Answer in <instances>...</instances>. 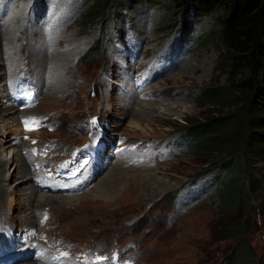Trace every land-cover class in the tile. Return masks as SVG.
I'll list each match as a JSON object with an SVG mask.
<instances>
[{
  "label": "rangeland",
  "instance_id": "1",
  "mask_svg": "<svg viewBox=\"0 0 264 264\" xmlns=\"http://www.w3.org/2000/svg\"><path fill=\"white\" fill-rule=\"evenodd\" d=\"M99 1L0 0V156L8 155L0 173V229L16 233L21 250L36 233L34 245L41 240L49 254L65 251L71 262L117 252L133 264H226L243 241L252 264H264V175L261 194L247 206L242 194L241 208L233 210L229 196L220 203L226 183L247 180L248 165L264 172V157L204 155L179 142L187 121L246 110L245 93L221 64L215 40L221 12L184 11L171 0H115L87 17ZM38 46L46 52H34ZM57 54H65V67L55 64ZM9 85L27 88L32 103L3 116ZM206 87L224 88L232 100L211 107L199 99ZM98 141L105 145L101 161L117 167H104L89 182L90 163L77 164ZM12 153L21 159L15 175ZM55 161L76 164L73 177L51 176L78 179L82 190H41L43 170ZM114 167L116 181L104 183ZM133 178L145 187L132 191ZM46 198L53 202L43 204ZM231 227L246 231L230 236Z\"/></svg>",
  "mask_w": 264,
  "mask_h": 264
},
{
  "label": "trees",
  "instance_id": "2",
  "mask_svg": "<svg viewBox=\"0 0 264 264\" xmlns=\"http://www.w3.org/2000/svg\"><path fill=\"white\" fill-rule=\"evenodd\" d=\"M113 1L115 0H100L86 16L95 17L106 4ZM171 2L174 7L184 11L195 9L206 15L221 12L216 18L215 32L216 43L223 48L221 64L230 84L245 93L246 107L243 115L237 113L196 123L187 121L188 126L179 134V142L195 147L204 155L220 153L237 159V154L243 152L247 159H261L264 157V134L261 131L264 129V0ZM199 99L211 107H219L232 100L226 89L217 87H206L200 93ZM228 164L229 162L225 163L226 166ZM261 175H264L263 171L248 165L247 180L239 187L234 184L227 186L226 183L220 190V203L223 200L224 204L229 196L233 210L241 208L238 197L242 194L245 198L244 205L247 206V200L251 196L260 195L262 192ZM245 231L246 229L240 227H231L228 229V235H241ZM226 264H252L243 241L239 242L234 253L227 257Z\"/></svg>",
  "mask_w": 264,
  "mask_h": 264
},
{
  "label": "bare ground",
  "instance_id": "3",
  "mask_svg": "<svg viewBox=\"0 0 264 264\" xmlns=\"http://www.w3.org/2000/svg\"><path fill=\"white\" fill-rule=\"evenodd\" d=\"M7 44H6V46L9 44V42H6ZM39 43H42L41 42V40H40V42ZM39 48H37V49H35L34 50V52H37V53H40L41 52V54H43V53H45L46 51H44L43 50V52L40 50L41 49V46H38ZM10 51V50H9ZM63 55H65V54H63ZM63 55L62 54H57V56L56 57H58L57 59H56V57H54L55 59H56V62H55V64L56 65H59L61 68H63V67H65V65L66 64H63L65 61H66V59L65 58H63ZM66 57V56H65ZM9 58V57H8ZM10 60H12V59H10ZM37 61H38V59H36ZM37 61H34V65L37 63ZM44 63L45 61L44 60H41V63ZM7 66H10V65H8L7 64ZM67 67H68V64H67ZM31 75V74H30ZM28 79H31V78H28ZM29 81H31V80H29ZM40 82V81H39ZM39 82H35V83H33V86H35V87H37L39 90L40 89H42L43 87L41 86V85H39ZM17 84V83H16ZM4 86V85H3ZM17 91V90H16ZM132 91H134L135 92V90H132ZM134 92H132V94L130 95V96H128V103H129V105H132V102H133V100H134V97H136V94H134ZM25 95H27V94H25ZM145 95V94H144ZM6 96H7V94H6ZM9 96V95H8ZM49 98V97H48ZM32 101V100H31ZM7 104L3 107L6 111H8V112H5V113H3L4 115L3 116H5V115H10V114H16L17 112H20V113H22L23 111H26V109H18L17 107H20L19 106V104H17V102H15V100L14 99H12V97L10 96V99H7ZM139 108H141V107H139ZM9 112H11V113H9ZM18 124L20 125V123H19V121H18ZM21 136H17V138H20ZM14 153H12V155H13ZM37 154H39V153H37ZM37 156V155H36ZM40 156V155H39ZM89 158H90V160H91V162L92 163H94L95 162V158H94V156L90 153V155H87ZM6 157H8V155L7 156H5V158ZM42 157V156H41ZM5 158H2L1 156H0V173L5 169V166H6V164H5V161H4V159ZM27 158H29V155H27ZM99 158H100V161H101V159H102V157L100 156V154H99ZM31 159H33V158H31V156H30V158H29V162H30V160ZM6 160V159H5ZM8 160V159H7ZM20 160L21 159H15V155H13L12 157H11V160H10V163H12V164H14V166H16V168H15V170H13V175H15V173H16V169L20 166ZM24 160V159H23ZM26 161V160H25ZM33 161H34V159H33ZM90 162V163H91ZM22 163V162H21ZM116 162H114L113 164H107V163H103L102 161L98 164H94L93 166H91V164L89 165V168H88V170H90L91 172H92V177L89 179V182H91L92 180H94V178L96 177V175L99 173V172H101V170H103V168L104 167H106V169H107V171L115 164ZM39 166H43V162H41L40 163V165ZM115 167H117L116 165H114ZM38 167V166H37ZM115 167L113 168V171L110 173H108L103 179H102V181H104V183L105 182H107V181H116V179H115V177H113V176H116L117 175V170L115 169ZM123 168V167H122ZM43 169V168H42ZM115 169V170H114ZM120 170V169H119ZM146 170V169H145ZM36 171V170H35ZM106 171V172H107ZM155 171V170H154ZM31 172V171H30ZM41 172V171H40ZM106 172H105V174H106ZM115 172V173H114ZM135 172V171H134ZM138 172V171H137ZM29 173V172H28ZM27 174V173H26ZM104 174V175H105ZM25 176V175H24ZM103 176V175H102ZM102 176H101V178H102ZM10 177V176H9ZM100 178V179H101ZM118 179H120V178H122V177H117ZM41 179V178H40ZM99 179V180H100ZM130 179V178H129ZM42 180V179H41ZM41 180H38V182L37 183H40V182H42ZM78 179H76L75 181H73V182H64V181H60V180H57L56 178H54L53 176H50V177H48V179H45V183H44V185L42 186V189L41 190H43V191H45V192H51L52 194L53 193H56V192H59V191H62L61 193H68V192H75V191H80V190H82L81 188H80V186H79V184H78V181H77ZM99 180L97 181V182H95V185L93 186V187H95L97 184L96 183H98L99 182ZM44 182V181H43ZM151 182V181H150ZM43 184V183H42ZM70 184H73V185H75V189H73V188H69L70 186ZM33 185V184H32ZM85 185H88V183H86ZM116 185V184H115ZM64 186V187H63ZM92 187V188H93ZM130 188H131V190L133 191V189H135V188H144L145 187V183H143L142 182V185H140L138 182H137V180L135 179V178H133V179H131L130 180V186H129ZM90 188V187H89ZM34 189H35V187H34ZM88 189V188H87ZM91 190V189H90ZM130 190V191H131ZM6 191V190H5ZM129 191V190H128ZM130 191H129V193H127V192H125V194H126V196L128 197V196H130L131 194H130ZM5 192L3 191V194H4ZM2 194V193H1ZM3 194H2V196H3ZM110 194V193H109ZM136 194V193H135ZM33 195V194H32ZM1 196V197H2ZM133 197V196H132ZM142 198V197H141ZM53 202V199H49V198H46V199H43L42 200V203L43 204H48V203H52ZM136 202V201H135ZM112 204V203H111ZM47 210V209H46ZM29 214H31V212L29 213ZM8 216H11L12 217V215H8ZM48 217V216H47ZM55 218V217H54ZM37 219H38V217H37ZM36 218H35V220H37ZM34 220V221H35ZM48 222V221H47ZM47 222H45V224L47 223ZM45 224H42L41 225V228L42 227H44V225ZM47 225V224H46ZM3 229H0V258H3V257H5V256H10V255H12V254H14V255H16V258H19L18 260H16L15 261V263L14 264H31L32 262V264H53L54 262H53V260H52V258H53V254L52 255H50L49 254V251L48 250H46V249H44L45 248V246H44V244H41V240H39V245H34V243L37 241L36 240V238H35V235H36V233H31L30 234V238L28 237L27 239V248H24L23 250H21V248H23L22 246H21V243H19L18 242V240H17V234L15 233V234H9V235H4V232H3V230H4V227H2ZM21 237V236H20ZM20 237H19V239H20ZM26 238V237H25ZM43 240V239H42ZM26 246V245H25ZM30 250H32V253L30 254ZM38 250H39V253H40V255H37L36 257H34V254H36L37 252H38ZM78 254V253H77ZM3 255V256H2ZM30 260V261H29ZM57 263H59V264H83V263H79V262H75V261H73V262H71L70 260H61V261H58ZM6 264H9V263H7L6 262ZM10 264H12V263H10Z\"/></svg>",
  "mask_w": 264,
  "mask_h": 264
}]
</instances>
